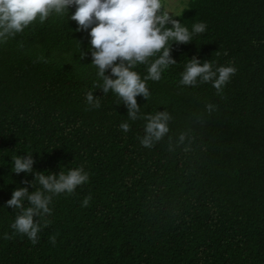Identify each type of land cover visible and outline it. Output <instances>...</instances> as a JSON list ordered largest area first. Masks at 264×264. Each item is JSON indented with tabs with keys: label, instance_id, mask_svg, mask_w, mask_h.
<instances>
[{
	"label": "trees",
	"instance_id": "1",
	"mask_svg": "<svg viewBox=\"0 0 264 264\" xmlns=\"http://www.w3.org/2000/svg\"><path fill=\"white\" fill-rule=\"evenodd\" d=\"M69 15L53 13L0 43V264H264V0H190L172 16L190 32L207 28L173 43L177 63L147 81V100L137 96L141 113L172 116L151 148L140 142L147 121L130 120L111 90L94 87L102 80L90 28L77 31ZM192 57L237 71L220 94L210 82L181 85ZM147 68L133 70L143 78ZM89 91L99 109L89 110ZM183 132L191 143H178ZM28 154L33 171L15 173L14 159ZM81 165L89 180L35 218L38 242L16 233L13 191H43L30 183L36 172Z\"/></svg>",
	"mask_w": 264,
	"mask_h": 264
},
{
	"label": "clouds",
	"instance_id": "2",
	"mask_svg": "<svg viewBox=\"0 0 264 264\" xmlns=\"http://www.w3.org/2000/svg\"><path fill=\"white\" fill-rule=\"evenodd\" d=\"M73 5L76 6V11L69 15V8ZM53 13H67L69 20L77 22V31L90 28L91 64L95 66L97 76L102 80V84L96 83L94 87L102 90L103 95L111 90L126 105L130 120L147 121L145 134L140 138L141 144L151 148L162 140L170 131L169 121L172 116L166 110L157 111L155 114L141 113L137 96L147 100L150 96L147 81H159L163 71L177 63L171 55L172 44L190 43L193 35L206 31V23L194 24L190 32L180 20L172 18L170 12L164 8L163 0H0V43L14 38L37 20L45 22ZM168 24L171 27H167ZM224 54L227 55L226 52ZM80 56L83 58L85 53L81 51ZM153 57L156 58L153 60ZM139 64L148 65L147 75L143 78L133 70ZM108 70L110 74H106ZM236 71L234 66L214 69L211 61L205 60L201 63L198 58L192 57L181 73L180 84L196 86L198 82H210L217 94H220ZM86 102L89 110L101 107L100 100L92 91L86 93ZM213 108V105H207L209 114ZM119 127L124 132L130 131L127 122L121 123ZM186 139H189V134L183 132L178 137V143L183 144ZM169 150H174L171 143ZM189 150L187 147L184 149ZM33 164L31 154L26 157L17 156L13 171L17 174L31 173ZM88 180L89 174L84 171L83 165L69 169L67 174L63 171L58 174L36 172L30 183L34 186V181H38L43 191L37 189L29 192L27 187H19L6 202L7 206L20 210L11 227L16 233L26 235L33 244L37 243L41 225L35 218L51 214L49 205L54 196L61 193L71 194L77 186ZM25 199L30 202V206L25 207ZM91 199L89 194L83 200L82 206H87ZM48 223L50 222L45 221L44 226ZM4 238L11 237L5 234ZM50 239L55 244V237Z\"/></svg>",
	"mask_w": 264,
	"mask_h": 264
},
{
	"label": "rangeland",
	"instance_id": "3",
	"mask_svg": "<svg viewBox=\"0 0 264 264\" xmlns=\"http://www.w3.org/2000/svg\"><path fill=\"white\" fill-rule=\"evenodd\" d=\"M190 0H163L164 8L173 16L180 13L188 4Z\"/></svg>",
	"mask_w": 264,
	"mask_h": 264
}]
</instances>
